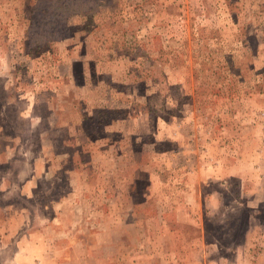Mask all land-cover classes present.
I'll list each match as a JSON object with an SVG mask.
<instances>
[{
	"label": "rangeland",
	"instance_id": "obj_1",
	"mask_svg": "<svg viewBox=\"0 0 264 264\" xmlns=\"http://www.w3.org/2000/svg\"><path fill=\"white\" fill-rule=\"evenodd\" d=\"M11 255L264 264V0H0Z\"/></svg>",
	"mask_w": 264,
	"mask_h": 264
},
{
	"label": "crops",
	"instance_id": "obj_2",
	"mask_svg": "<svg viewBox=\"0 0 264 264\" xmlns=\"http://www.w3.org/2000/svg\"><path fill=\"white\" fill-rule=\"evenodd\" d=\"M19 231V229H15V230H13V232H12V234L10 235V238H14V237H16V234H17V232ZM19 233V232H18ZM2 234V233H1ZM17 243V242H16ZM11 246V241L8 243V244H6V243H4V247H7V246ZM13 245H15V243H13ZM20 243L18 244L17 243V248H19L20 249ZM16 259H18L17 257H14V255L12 256L11 255V258H10V262H11V264L13 263L14 264V261H16Z\"/></svg>",
	"mask_w": 264,
	"mask_h": 264
}]
</instances>
